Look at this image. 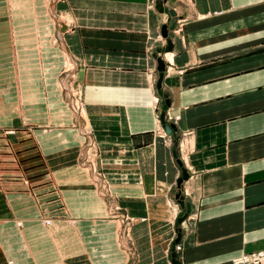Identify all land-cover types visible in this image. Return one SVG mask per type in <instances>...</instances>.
<instances>
[{
    "label": "crops",
    "instance_id": "1",
    "mask_svg": "<svg viewBox=\"0 0 264 264\" xmlns=\"http://www.w3.org/2000/svg\"><path fill=\"white\" fill-rule=\"evenodd\" d=\"M159 1L0 0V264L264 249V0Z\"/></svg>",
    "mask_w": 264,
    "mask_h": 264
},
{
    "label": "water",
    "instance_id": "2",
    "mask_svg": "<svg viewBox=\"0 0 264 264\" xmlns=\"http://www.w3.org/2000/svg\"><path fill=\"white\" fill-rule=\"evenodd\" d=\"M166 1V0H160L158 3H157V9L159 8L160 11H162V5H163V2ZM170 15L172 17V20H171V23H170V26L169 28L172 29L174 27V24H175V20H176V17H175V13L174 12H170ZM163 36H166V27H163ZM167 41L169 42V40L167 39ZM158 62H159V67L158 69L160 70V80H161V77H162V72L164 70V64L163 62L158 59ZM161 121L162 123L164 124V128L167 129V131H169V127L166 126V124L164 123V115L161 116ZM172 127V126H171ZM173 152H174V156L176 157V150H175V145L173 146ZM178 163L179 165H181V162L178 160ZM187 177V174H186V171L184 170V168L182 169V176L180 177V179L178 180L177 182V185H178V190L175 194V197L177 199V202L179 203V205L182 207V208H185V213L179 217L178 219V223H181L187 216V213L189 212V204L186 203L183 199V196L181 195V188H182V181L184 179H186ZM175 254H173L174 256ZM175 264H179L177 260L174 261Z\"/></svg>",
    "mask_w": 264,
    "mask_h": 264
},
{
    "label": "built area",
    "instance_id": "3",
    "mask_svg": "<svg viewBox=\"0 0 264 264\" xmlns=\"http://www.w3.org/2000/svg\"><path fill=\"white\" fill-rule=\"evenodd\" d=\"M157 101L158 98H155V102ZM72 103L76 109H80V105L77 100H73ZM45 223L48 224L49 220H45ZM174 248L177 249L178 246L176 245ZM232 264H264V249L236 256L232 259Z\"/></svg>",
    "mask_w": 264,
    "mask_h": 264
},
{
    "label": "rangeland",
    "instance_id": "4",
    "mask_svg": "<svg viewBox=\"0 0 264 264\" xmlns=\"http://www.w3.org/2000/svg\"><path fill=\"white\" fill-rule=\"evenodd\" d=\"M129 220H132V218H129ZM175 246V245H174Z\"/></svg>",
    "mask_w": 264,
    "mask_h": 264
}]
</instances>
